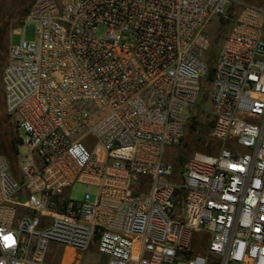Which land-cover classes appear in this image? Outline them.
Wrapping results in <instances>:
<instances>
[{"label": "built area", "instance_id": "1", "mask_svg": "<svg viewBox=\"0 0 264 264\" xmlns=\"http://www.w3.org/2000/svg\"><path fill=\"white\" fill-rule=\"evenodd\" d=\"M216 18L231 24L209 98L219 150L178 170L167 148L193 118ZM29 22L36 41L10 47L2 76L28 153L0 154V264H81L92 243L107 264H264V10L34 0Z\"/></svg>", "mask_w": 264, "mask_h": 264}, {"label": "rangeland", "instance_id": "2", "mask_svg": "<svg viewBox=\"0 0 264 264\" xmlns=\"http://www.w3.org/2000/svg\"><path fill=\"white\" fill-rule=\"evenodd\" d=\"M24 0H0V78L3 76L4 68L8 62L10 47L19 45L22 41H36V22H29L25 26H21L22 22L19 17H16V7L21 5ZM32 1V0H31ZM236 2H245L258 6L264 10V0H234ZM231 29V24L228 20L216 18L207 25V31L212 39V46L208 52L209 62L215 68L216 56L221 49L227 35ZM104 30L99 31V36L104 35ZM210 93L211 81L205 77L201 83V91L195 107L192 109V114L196 120V128L192 129L191 124L186 128V133L182 141L177 145L167 148L166 158L172 161L178 170L181 169L182 157L185 161L194 157L196 154H212L219 149V143L211 138V122L210 114ZM4 103V95L0 89V154H4L5 146L3 142V132L7 124L3 118L2 108ZM6 111V110H5ZM8 123L12 125L17 132V124L15 117H11L7 111ZM19 153L24 158L28 150L19 145ZM87 186L76 183L70 191L69 198L73 201H81ZM95 196V189L93 190ZM63 252V249H62ZM108 257L100 255L97 251V244L92 243L90 248L84 253L81 264H107ZM59 264V261L55 262Z\"/></svg>", "mask_w": 264, "mask_h": 264}, {"label": "trees", "instance_id": "3", "mask_svg": "<svg viewBox=\"0 0 264 264\" xmlns=\"http://www.w3.org/2000/svg\"><path fill=\"white\" fill-rule=\"evenodd\" d=\"M33 1L34 0H32V1L31 0H24L21 5H19L18 7H16V9H15L16 10L15 15H16V17H19L20 18L21 22H22L23 18L29 12L30 6L33 3ZM214 73H215V68L212 67L211 64H210V62H209V75H208V78H209L210 81L213 80ZM0 89L2 90L3 95H4L2 78H0ZM3 107H4V108H2V112L4 113L3 114V118H4L5 123L7 124V127L4 130V132H3V142H4V146H5V148H4L5 149L4 155H6L13 162H15L16 159H17V156L19 154V138H18L17 132L15 131L14 127L7 122L8 121V115L6 114V111H5L6 110L5 97H4ZM190 122H192L191 128L192 129H195L196 128V123H195L196 120H195V117L194 116H193V118H192V120ZM211 126L213 127V120L211 122ZM181 160H182L181 161L182 162L181 169H182L183 166L185 165V162L186 161L183 159V157H182Z\"/></svg>", "mask_w": 264, "mask_h": 264}, {"label": "snow or ice", "instance_id": "4", "mask_svg": "<svg viewBox=\"0 0 264 264\" xmlns=\"http://www.w3.org/2000/svg\"><path fill=\"white\" fill-rule=\"evenodd\" d=\"M6 239H8V238H6Z\"/></svg>", "mask_w": 264, "mask_h": 264}]
</instances>
